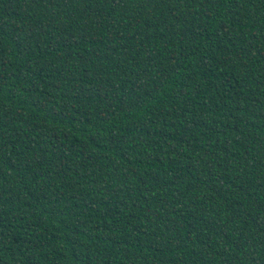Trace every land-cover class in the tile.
I'll list each match as a JSON object with an SVG mask.
<instances>
[{"label":"trees","instance_id":"obj_1","mask_svg":"<svg viewBox=\"0 0 264 264\" xmlns=\"http://www.w3.org/2000/svg\"><path fill=\"white\" fill-rule=\"evenodd\" d=\"M0 264H264V0H0Z\"/></svg>","mask_w":264,"mask_h":264}]
</instances>
